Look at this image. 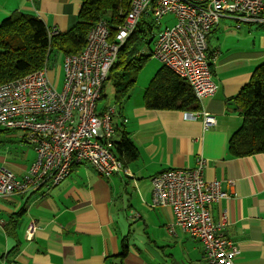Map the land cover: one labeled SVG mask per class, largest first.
Returning <instances> with one entry per match:
<instances>
[{
	"label": "crops",
	"instance_id": "0c3cea01",
	"mask_svg": "<svg viewBox=\"0 0 264 264\" xmlns=\"http://www.w3.org/2000/svg\"><path fill=\"white\" fill-rule=\"evenodd\" d=\"M82 4L0 0V22L23 11L42 18L50 30L65 32L76 24ZM244 27L220 22L208 36L218 89L200 99L199 110L213 114L216 126L205 129L201 120L186 119L183 110L148 108L145 92L153 77L121 105L98 103L100 111L116 107L113 140L127 133L138 158L125 161L124 170L111 177L81 163L57 185L0 198V264H210L199 240L168 232L173 208L151 204L152 178L170 168L194 167L199 156L207 159L206 178L220 180L229 194L210 210L214 220L226 218V234L241 249L236 264H264V152L240 157L229 151L230 137L243 121L233 100L264 62V26ZM1 132L6 138L0 168L23 176L36 151L26 146L23 131ZM124 247L128 251L121 257Z\"/></svg>",
	"mask_w": 264,
	"mask_h": 264
},
{
	"label": "built area",
	"instance_id": "2783aa9c",
	"mask_svg": "<svg viewBox=\"0 0 264 264\" xmlns=\"http://www.w3.org/2000/svg\"><path fill=\"white\" fill-rule=\"evenodd\" d=\"M168 14L176 22L160 30L152 55L187 79L200 100L218 89L208 36L223 18L233 19L237 29L246 24L264 26V0H131L114 35L108 21L101 19L89 31L85 48L64 56L61 90L49 78V61L40 70L0 84V127L23 131L36 151L23 176L0 168V198L57 185L81 163H89L104 177L124 170V163L110 149L116 107L98 108L102 87L140 20L148 17L159 23ZM56 32L49 30V35ZM184 117L201 120L205 129L217 124L216 117L204 110H187ZM206 166L207 159L199 156L194 167L170 168L155 175L151 204L173 208L168 232L199 240L210 264H236L241 249L226 234V218L214 220L210 210L211 203L229 194L220 180L206 178ZM35 228L34 223L29 225L28 236Z\"/></svg>",
	"mask_w": 264,
	"mask_h": 264
},
{
	"label": "trees",
	"instance_id": "16d2710c",
	"mask_svg": "<svg viewBox=\"0 0 264 264\" xmlns=\"http://www.w3.org/2000/svg\"><path fill=\"white\" fill-rule=\"evenodd\" d=\"M130 4L131 0H83L76 24L65 32L58 30L52 36L42 18L23 11L13 12L0 22V84L42 69L50 62L53 52L63 56L81 52L87 44L89 31L101 19L108 21L114 35ZM154 37L152 20L143 17L122 45L103 84L100 100L105 97L108 80L115 90L113 105H121L130 96L140 70L153 56L142 47H150ZM233 101L243 121L230 137V153L242 157L264 152V62L255 69L250 82ZM145 103L151 109L187 111L201 108L189 81L164 64L146 88ZM112 143L114 146L110 149L123 163L138 158L139 149L127 133H122L121 138ZM127 251L124 247L119 256H126Z\"/></svg>",
	"mask_w": 264,
	"mask_h": 264
},
{
	"label": "rangeland",
	"instance_id": "374dc122",
	"mask_svg": "<svg viewBox=\"0 0 264 264\" xmlns=\"http://www.w3.org/2000/svg\"><path fill=\"white\" fill-rule=\"evenodd\" d=\"M176 22V18L173 14H168L166 16H164L159 23L157 22H152V28H153V34H154V42H152L151 46H144L142 47V50L146 53H149L153 47H154V43L157 39V36L160 32V30H164L166 27L168 26H172L174 25ZM221 22H235L233 19H229V18H223L221 19ZM245 29L248 28H258L261 25L258 24H252V25H244ZM245 31V30H244ZM63 54L59 53V52H53L50 56V62L49 65L50 70L48 72L49 78L56 83L57 87L59 90H61L62 88V84H63V77H64V70L62 67V61H63ZM162 63H160L159 59L152 56L151 58H149V60L146 62V64L143 66V68L140 70L139 74H138V81L136 86L133 88L132 92H138L139 90H142V86H145L149 83L151 77H153V75L155 74V72L161 68ZM131 92V94H132ZM114 95H115V90H114V86L113 83L111 81H107L105 84V97L99 101V105L101 106H105L108 104H112L114 101ZM2 128L0 127V130ZM21 134H23L21 131H18ZM5 138L6 135L5 133H0V148H4L5 147ZM32 146L30 143H28V145H26L29 150H32ZM24 145V148H27ZM32 154H33V150H32Z\"/></svg>",
	"mask_w": 264,
	"mask_h": 264
}]
</instances>
